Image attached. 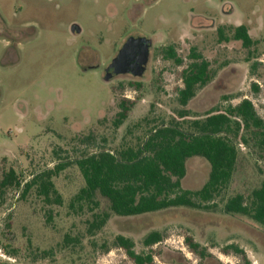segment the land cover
I'll return each instance as SVG.
<instances>
[{"label":"rangeland","instance_id":"rangeland-1","mask_svg":"<svg viewBox=\"0 0 264 264\" xmlns=\"http://www.w3.org/2000/svg\"><path fill=\"white\" fill-rule=\"evenodd\" d=\"M240 25L256 41L250 49L222 38ZM141 37L154 42L144 76L105 81L126 42ZM171 45L182 66L163 56ZM192 48L214 73L186 107L192 115L247 99L264 119V0H0V178L14 169L26 183L69 164L53 178L62 206H46L35 189L24 199L22 189L7 192L0 203V264H134L114 247L119 235L134 241L137 254H152L155 264H264V227L225 215L219 200L214 212L173 208L112 216L95 236L88 234L92 214L69 209L85 185L76 160L103 148L136 146L149 127L177 118V91ZM123 99L135 105L115 128ZM186 166L182 187L201 189L209 163L194 157ZM263 180L264 152L240 146L225 197H247ZM98 200L102 213L108 202ZM153 231L164 240L145 248ZM186 237L204 255L192 252Z\"/></svg>","mask_w":264,"mask_h":264},{"label":"trees","instance_id":"trees-1","mask_svg":"<svg viewBox=\"0 0 264 264\" xmlns=\"http://www.w3.org/2000/svg\"><path fill=\"white\" fill-rule=\"evenodd\" d=\"M229 30L231 35L222 37L223 40L239 41L246 49L256 44L248 26L230 27ZM219 34L223 35L222 29ZM161 52L177 66L183 65L173 45L162 48ZM213 79L210 62L192 48L189 63L182 71L183 87L177 91V102L182 108L177 111V118L149 127L136 146H122L116 151L103 148L74 162L85 185L71 199L69 209L77 216L92 214V221L88 223L90 236L102 230L112 216L137 217L173 208L214 212L219 206L217 200L223 205L225 215L246 217L264 227V180L247 197L242 194L225 197L237 170L239 147L259 154L264 152V119L247 99L235 106L212 108L201 116L192 115L186 109L197 92ZM132 86L139 88L141 85L134 83ZM134 105L135 101L121 100L115 128L123 125ZM194 157L209 163L208 180L199 190H185L182 181L187 174L186 163ZM67 167L68 163H61L54 170L34 175L26 183L14 169L3 172L0 203L11 189H22L23 199L35 189L46 206H62L63 198L53 178ZM98 197L108 202L107 210L102 213L98 212L101 206ZM51 212L48 222L53 219ZM163 240L161 232L153 231L144 238L143 245L152 248ZM185 242L192 252L204 255V249L192 238L186 237ZM113 245L124 250L134 264H155L152 254L135 252L131 238L119 235Z\"/></svg>","mask_w":264,"mask_h":264},{"label":"water","instance_id":"water-1","mask_svg":"<svg viewBox=\"0 0 264 264\" xmlns=\"http://www.w3.org/2000/svg\"><path fill=\"white\" fill-rule=\"evenodd\" d=\"M151 44V40L143 37L128 40L107 69L105 81L122 75L143 77L150 60Z\"/></svg>","mask_w":264,"mask_h":264},{"label":"flooded vegetation","instance_id":"flooded-vegetation-1","mask_svg":"<svg viewBox=\"0 0 264 264\" xmlns=\"http://www.w3.org/2000/svg\"><path fill=\"white\" fill-rule=\"evenodd\" d=\"M154 42H152L151 47L153 46Z\"/></svg>","mask_w":264,"mask_h":264},{"label":"crops","instance_id":"crops-1","mask_svg":"<svg viewBox=\"0 0 264 264\" xmlns=\"http://www.w3.org/2000/svg\"><path fill=\"white\" fill-rule=\"evenodd\" d=\"M249 34H250V31H249ZM250 36H251V34H250ZM252 37V36H251Z\"/></svg>","mask_w":264,"mask_h":264}]
</instances>
